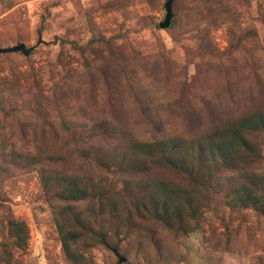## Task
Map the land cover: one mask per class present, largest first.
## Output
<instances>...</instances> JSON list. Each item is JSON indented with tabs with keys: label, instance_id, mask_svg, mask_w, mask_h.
Instances as JSON below:
<instances>
[{
	"label": "rangeland",
	"instance_id": "rangeland-1",
	"mask_svg": "<svg viewBox=\"0 0 264 264\" xmlns=\"http://www.w3.org/2000/svg\"><path fill=\"white\" fill-rule=\"evenodd\" d=\"M168 1L0 0V49L28 50L0 53V264H264L262 204H210L199 228L175 236L70 192L86 171L58 153L70 136L179 135L211 109L264 123V0H171L160 28ZM243 140L237 161L260 197L264 126Z\"/></svg>",
	"mask_w": 264,
	"mask_h": 264
},
{
	"label": "trees",
	"instance_id": "trees-1",
	"mask_svg": "<svg viewBox=\"0 0 264 264\" xmlns=\"http://www.w3.org/2000/svg\"><path fill=\"white\" fill-rule=\"evenodd\" d=\"M225 116V110L211 109L201 123L182 126L179 135L145 140L131 137L129 143L122 135L116 145L110 144L109 138L70 136L62 140L58 153L68 149V156L86 168L85 173L73 176L77 181L70 191L73 198L94 196L100 212L111 215L128 206L137 216H153L175 236L199 228L204 223L203 208L210 204L232 202L241 208L264 205L262 193L259 197L247 189L246 183L251 181L249 164L237 161V152L245 149L243 136L258 132L264 123L253 125L245 120L249 116L245 114L232 116V122ZM233 122L236 127L229 125ZM68 127L69 132L86 129ZM167 219L172 220L168 226L164 222ZM55 221L62 234L59 219L55 217ZM9 227H19L22 232L25 229L23 223L13 220ZM99 241L106 244L103 238ZM62 243L65 248L69 246L66 238Z\"/></svg>",
	"mask_w": 264,
	"mask_h": 264
},
{
	"label": "water",
	"instance_id": "water-1",
	"mask_svg": "<svg viewBox=\"0 0 264 264\" xmlns=\"http://www.w3.org/2000/svg\"><path fill=\"white\" fill-rule=\"evenodd\" d=\"M164 7H165L166 15H165L164 21L159 24L160 28L169 27V25L171 23V19H172L171 0L166 2ZM16 51H21V52H23L25 54L28 52V50H25V46L23 44L15 46L13 48H9V49H0V53H12V52H16ZM119 261H124V260L122 258H120Z\"/></svg>",
	"mask_w": 264,
	"mask_h": 264
}]
</instances>
